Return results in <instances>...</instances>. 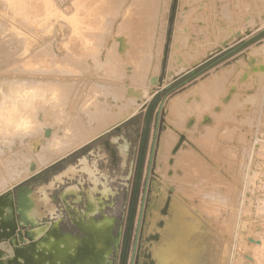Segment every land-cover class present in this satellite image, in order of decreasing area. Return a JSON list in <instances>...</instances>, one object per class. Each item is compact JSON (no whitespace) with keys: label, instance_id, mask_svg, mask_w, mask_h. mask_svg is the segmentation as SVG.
Returning <instances> with one entry per match:
<instances>
[{"label":"rangeland","instance_id":"obj_1","mask_svg":"<svg viewBox=\"0 0 264 264\" xmlns=\"http://www.w3.org/2000/svg\"><path fill=\"white\" fill-rule=\"evenodd\" d=\"M20 1L0 0V46L3 45L2 48L0 47V70L2 69L0 101L2 95L8 92V84H6L8 81L11 84L16 81L13 86L11 85L12 88L18 82H23L27 76L39 78L43 74L35 70V67L31 69L29 62H26L28 58L38 59L34 55L36 52L41 54L42 62H46L53 51L54 54L52 53L51 56L53 60L51 58L47 60L50 65L57 62L52 73L58 76L64 75L69 80L73 76V80L76 81L87 78L89 80L91 76L90 78L98 81L100 85L102 84L100 82L116 81L118 87L116 85L114 88L122 91V84L139 86L143 79L138 78L140 77L138 73L145 77V74L155 68L153 74L157 81L151 85L148 98L137 109L123 110L125 118L116 121L106 131L97 132L96 136L81 146L74 145L68 148L71 143H64V146L49 144L47 146L45 145L47 140L41 135L40 130L32 131L34 135L24 133L27 135L25 139H21L24 138L22 131H17L18 137L15 135L12 138L0 137V153L3 152L0 154V167L6 165L3 166L4 171H7L10 165H17L23 171L28 162L27 158L39 160L36 169L28 172L29 176L25 174L20 177L21 180L18 179L10 185L9 190L13 193L16 204H19L20 198H24L23 206L25 208L34 206L39 212V218L48 225L52 224L60 232L84 238L87 235L78 227L77 218L85 206L86 191L92 189L95 183L94 195L99 197L100 205L94 217L113 216V231L119 232L118 246L108 256L109 264H142L141 258L146 250L151 257L149 264H161L155 253L162 252L163 247H165L164 255H170L173 259L169 260L166 256L169 262L163 260L162 264H264V0H166L165 6L162 0H143L138 2L139 6L152 4L149 8L150 15L147 13H144L143 17L140 15L143 19L145 17L144 21L140 16L130 13L134 6L133 0H122L123 3L121 0H113L114 2L109 0L108 3H106L108 0H33L35 5L31 2L32 7L39 3L40 10L37 7L33 9L31 5V9L29 6L23 9V0ZM14 7L17 14L13 11ZM27 9L28 11L33 9L31 14L24 11ZM35 9L37 13H34ZM19 12H22L21 15ZM37 14L43 15L42 17L51 22L46 23L43 19L41 20L43 23L41 21L40 23L37 21L39 19L35 18L42 19V17ZM9 16H13L12 19ZM75 17H89L94 22H90L91 28H94H92V39L89 38L87 46L76 40L75 31H72V25L68 23ZM35 21L40 24L37 25ZM26 22L31 24L30 27L26 25L25 29L24 25H21ZM129 22L135 25V28ZM14 24L18 28L16 31L13 30L16 28ZM21 27L23 30L20 29ZM36 29L38 34L33 31ZM119 32L124 35H134L136 41L138 40L135 50H133L134 43L128 40L129 47L127 46L122 53L125 60L120 61V77L116 72H108V67L110 69L109 65L114 63L112 58L115 56L112 38ZM29 37L32 38L28 40ZM159 37L162 38V44L158 48V54L155 55L157 65L155 61V66L151 65V67L150 58L154 56V47L159 42ZM90 40L93 42L91 43ZM26 42H30L29 45ZM174 42L179 43L177 48L174 47ZM75 45L84 49V53L88 56L87 66L73 61L72 63L75 64L69 62L71 65H68L67 61L66 66L62 65L65 64L64 59L69 53L75 50ZM73 54L83 56L79 51ZM59 55H63V63ZM99 56L100 59L97 60ZM181 57L186 61L195 60L197 57L200 59L189 62V67H185L169 79L166 77L168 68L178 66ZM136 61L141 64L147 62V66H144L143 70H134L133 63ZM252 63L255 65L253 66ZM58 65L63 68H59ZM3 70L10 72L6 71V74H2ZM93 87L90 89L91 92L101 90L99 86ZM74 94L73 91L69 94V101L65 106L70 118L65 123L71 127H76L75 124L84 119L79 115L82 95L78 93L74 96ZM95 94L98 95V92ZM97 97L101 100L100 97L103 96ZM128 97L134 98L132 94ZM182 104L184 108H181ZM182 109L185 110L184 113ZM62 123H59V126H63ZM38 132L42 137L38 136ZM164 132H167L168 138ZM164 134L167 140L161 152L159 147ZM178 135L180 152L193 149V152L190 150L192 153L196 156L199 154L198 156L203 158L200 160L197 156L200 160L198 165L194 162H188V165L185 162L180 164V153L175 151L178 148L177 144L171 149L170 154L167 148L176 141ZM154 136H156L154 153L148 168ZM6 137L10 142H6ZM3 138L5 141L2 140ZM12 139L15 143L12 141L11 144ZM35 140L37 142L32 143ZM3 141L8 145L11 144L10 149ZM56 146L64 153L60 154V149V152L56 151L58 149ZM165 151H168L166 153L170 155L169 157ZM9 153L11 159H7ZM174 155H176L175 160L172 158ZM49 156L51 157L48 158ZM82 158L86 159L94 175L83 170ZM6 159L12 160L14 164L11 161L7 162ZM23 161H25L24 165ZM176 165L178 167H174ZM199 166L201 167L198 168ZM160 168L163 169L161 174L158 170ZM170 172H173V175ZM183 172L189 173L183 175ZM93 176L97 178L96 182L93 181ZM186 176L188 180L183 179ZM189 179L192 180V182L190 180L191 184L188 182ZM196 179L198 182H195ZM204 180H207V184ZM193 182L195 183L192 184ZM103 184L110 190L106 196L101 193ZM182 185L184 189L187 185L189 190L186 188L184 191ZM74 186L79 192V199H75V193H67L64 198L61 196L66 188ZM203 188L208 190L205 191ZM182 189L184 193L181 192ZM166 198L169 200L168 213L165 215L167 217L162 219L163 223L160 226L157 223L159 219L155 218L152 227L151 222L147 223L148 218L159 212V206L166 201ZM18 216H21L20 210ZM19 229L29 232V222L19 225ZM149 230L153 232L150 233ZM153 233L157 235L152 237ZM21 241H26L23 233ZM170 241H175L176 249L170 247ZM75 263L76 260H73L72 264ZM96 264H106L102 255L99 256Z\"/></svg>","mask_w":264,"mask_h":264},{"label":"bare ground","instance_id":"obj_2","mask_svg":"<svg viewBox=\"0 0 264 264\" xmlns=\"http://www.w3.org/2000/svg\"><path fill=\"white\" fill-rule=\"evenodd\" d=\"M4 1V0H2ZM12 1V0H10ZM113 1V0H112ZM118 1V0H116ZM115 1V2H116ZM122 1V0H121ZM126 1V0H125ZM134 1V6H133V9H131L132 11H130L131 14H134L136 16H140L142 15V17L144 16V13H147L149 14V8H151L152 4L149 5V6H145L146 4L142 6H139L138 2H142L143 0H133ZM22 2V0L20 1ZM33 3V0H23L22 2V6H23V9H26L28 6L30 7V5ZM40 2V1H39ZM87 2V1H86ZM105 2V1H104ZM110 2L109 0L106 2L108 3ZM114 2V1H113ZM163 6H165V3H166V0H162L161 1ZM160 2V3H161ZM18 3V2H17ZM28 3V4H27ZM37 3V1L35 2ZM112 3V2H111ZM109 3V4H111ZM116 3H120V2H116ZM123 3V1H122ZM136 3V4H135ZM34 4V3H33ZM108 4V5H109ZM115 4V3H114ZM121 4V3H120ZM35 5V4H34ZM40 4H36V6L31 7L34 9V8H38ZM90 5V3H89ZM106 5V4H104ZM141 5V4H140ZM13 6V5H12ZM162 6V7H163ZM3 7V6H2ZM6 7V6H5ZM28 7V8H29ZM30 7V9H31ZM41 7V6H40ZM107 7V6H106ZM10 8V7H9ZM115 8V7H114ZM14 9H16V7L13 8V11ZM20 9V7H19ZM29 9V10H30ZM32 9V10H33ZM40 10V8H38ZM93 9V8H92ZM164 9V8H163ZM31 10V11H32ZM37 9L34 10V13L36 12ZM42 10V9H41ZM88 10V9H87ZM12 11V12H13ZM26 13L27 12H30L31 14V11H27L24 10ZM90 11V10H89ZM128 11V10H127ZM153 12V10H151ZM6 12V11H5ZM150 12V13H152ZM15 14H17V12L14 11ZM13 13V14H14ZM20 13V12H19ZM22 13V12H21ZM20 13V15H21ZM37 13V12H36ZM40 13V11H39ZM1 14V12H0ZM3 14V13H2ZM29 14V13H28ZM33 14V12H32ZM129 14V12H128ZM264 14V13H263ZM20 15H16V16H20ZM26 15V14H25ZM38 16H40L39 14H37ZM89 15V14H87ZM86 15V16H87ZM94 15V14H93ZM150 15V14H149ZM260 15V13H259ZM43 15H41L40 17H42ZM147 16V15H146ZM3 17V16H2ZM13 16H9L10 19H12ZM24 17V14L23 16ZM21 17V19H22ZM29 17V16H28ZM34 17V16H33ZM131 17V16H130ZM130 17L128 19H130ZM133 17V15H132ZM141 17V16H140ZM141 17V18H142ZM148 17V16H147ZM150 17V16H149ZM259 17V16H258ZM261 17V16H260ZM16 18V17H15ZM15 18H13L14 21ZM35 18V17H34ZM99 18V17H98ZM135 18V16H134ZM28 19V18H27ZM37 21H41V20H45L46 23L48 20H46L44 17H42V19H40L39 17L35 18ZM143 19V18H142ZM7 20V19H6ZM24 20V18H23ZM23 20H20V21H23ZM33 20V19H32ZM132 20V19H131ZM145 20V17L143 19V21ZM254 20V18H253ZM258 20V18H257ZM25 21V20H24ZM35 21V23H39ZM108 21V19H107ZM142 21V20H141ZM148 19L145 21L147 23ZM9 22V21H8ZM18 22V21H16ZM15 22V23H16ZM33 22V21H31ZM31 22H26L24 24L20 25L25 27L26 25H30ZM42 22V21H41ZM40 22V23H41ZM48 22H51V21H48ZM90 22H93L89 17H75V18H71L69 20V24L71 23L72 25V31H75V38L77 41H79L81 44L87 46V44L89 43V38H91L93 36L92 34V27L91 28V25ZM99 22V21H98ZM131 22V21H130ZM129 22V23H130ZM134 21H132L133 23ZM136 22V21H135ZM6 23V22H5ZM11 23V22H9ZM39 23V24H40ZM43 23V22H42ZM94 23V22H93ZM130 23L132 26L133 24ZM138 23V22H137ZM139 23H142V22H139ZM150 23V22H149ZM148 23V24H149ZM212 23V22H211ZM262 23H263V20H262ZM260 23V24H262ZM51 24V23H50ZM97 24V23H96ZM147 24V25H148ZM151 24V23H150ZM210 24V23H209ZM252 24V22L250 23ZM8 25V24H7ZM6 25V26H7ZM15 25V24H14ZM35 25V24H34ZM38 25V24H37ZM143 25H145V23H143ZM44 26V24H43ZM94 26V25H93ZM135 26V25H134ZM133 26V27H134ZM138 26V25H137ZM136 26V27H137ZM142 26V24H141ZM203 26V24H202ZM211 26V25H209ZM246 26V25H245ZM244 26V27H245ZM13 27V25H12ZM12 27L9 29H12ZM15 30L18 29L17 26L15 25ZM30 27V26H29ZM28 27V28H29ZM40 27V26H39ZM48 27V26H47ZM145 27V26H144ZM204 27H207V26H204ZM212 27V26H211ZM243 27V25H242ZM27 27H25L26 29ZM33 28V27H32ZM135 28V27H134ZM139 28L140 27V24H139ZM137 28L138 30L141 31V29ZM239 28V27H238ZM6 29V28H5ZM4 29V30H5ZM21 30L22 27L20 28ZM31 29V28H29ZM28 29V30H29ZM46 29V28H45ZM241 29V28H240ZM44 30V29H43ZM101 30V29H100ZM99 30V32H100ZM137 30V32H138ZM232 30V29H231ZM238 30V29H237ZM11 31V30H10ZM14 31V32H15ZM35 33L38 31L37 29L36 30H33ZM42 31V30H41ZM139 31V32H140ZM240 31V30H239ZM250 31V30H249ZM5 32V31H4ZM3 32V33H4ZM12 32V31H11ZM13 32V33H14ZM25 32V31H24ZM96 32H97V29H96ZM177 32V31H176ZM230 32V31H229ZM228 32V37L230 36V33ZM235 32V31H234ZM245 32V31H244ZM2 33V32H1ZM22 35H23V31L21 32ZM193 33V32H192ZM241 33V32H240ZM243 33V32H242ZM11 34V33H10ZM18 34V33H17ZM29 34V33H28ZM31 34V33H30ZM38 34V33H36ZM245 34V33H244ZM13 35V34H12ZM15 35V34H14ZM20 35V34H19ZM26 34H24L25 36ZM34 35V33H32V36ZM227 35V34H226ZM23 36V37H24ZM29 36V35H28ZM36 36V35H35ZM39 36V35H38ZM36 36V37H38ZM77 36V37H76ZM103 36V35H102ZM10 37V36H9ZM26 37V36H25ZM97 37V35H96ZM227 37V36H225ZM231 37V36H230ZM229 37V38H230ZM27 38V37H26ZM32 37H29V39H31ZM34 38V37H33ZM222 38V37H221ZM224 38V37H223ZM92 39V38H91ZM4 40H5V37H4ZM128 40L132 41L133 44V50H135V46H136V38L134 35H130V34H121L119 32V34L115 35L113 38H112V44H113V51L115 52V56L112 58V60H114V63L109 65L111 66L110 69L108 67V72H113L120 77V72H121V60L123 62V59L124 57H122V53L126 50V47L129 45L128 44ZM162 38L159 37L158 38V43L155 44V49H154V56L153 57H148L151 59V62H150V66L151 65H154L155 64V61H156V64L157 65V58L155 59V55L158 54L159 50V46L162 44ZM222 40V39H221ZM229 40V39H228ZM6 41V40H5ZM20 41V40H18ZM91 43L93 42V40H90ZM181 41V40H180ZM191 41V40H189ZM2 42V41H1ZM14 42V41H13ZM21 42V41H20ZM24 42V41H23ZM95 42V40H94ZM214 42V41H213ZM222 42V41H221ZM227 42V41H226ZM29 43L30 42H26ZM45 43V41H44ZM3 44V42H2ZM12 44V42H11ZM179 44V43H178ZM177 42H174V47L177 48L178 46ZM228 44V42H227ZM14 45V43H13ZM21 45V44H20ZM41 45H42V42H41ZM218 45V44H217ZM216 45V46H217ZM221 45V44H220ZM226 45V44H225ZM263 45V44H262ZM3 46V45H1ZM0 46V47H1ZM75 50L74 51H71L72 48L69 53V55H64L66 58L64 59L65 60V64H62L64 61L62 60V56L63 55H59L61 57V60L62 65L66 66L67 65V61H68V65H71L72 61L77 63V64H80L82 63L84 66H87L88 64L86 63V60H87V57L86 54L84 53V49H80L77 45H75ZM180 46V45H179ZM222 46V45H221ZM15 47V46H14ZM19 47V46H18ZM129 47V46H128ZM213 47V46H212ZM2 48V47H1ZM216 48V47H215ZM18 49V48H17ZM128 49V48H127ZM2 50V49H1ZM15 50V48H14ZM21 50V49H20ZM39 50V49H38ZM12 51V50H11ZM75 51H79L82 53L83 56H79L77 54H73ZM208 51V50H207ZM211 51V50H209ZM208 51V52H209ZM4 52V51H3ZM13 52V51H12ZM206 52V51H205ZM19 54V51L17 52ZM53 53V51H52ZM50 53V57L46 59V62H42V58H41V54H39V52H36L34 55L37 56L38 59L35 60V58H28L26 62H29L28 65L31 66V69L35 67V70H38V72H42L43 74L40 75V77H33V76H27L25 77L26 79L23 80V82H18L16 84L15 87H12L11 88V85L13 83H15L16 81H14L13 79V83L11 84L10 81H8L10 83V86H9V83L7 82H4L7 85V88H8V92L4 93L2 96V99H1V103H0V137H4L7 136V137H10L12 138L13 135L16 136V133L17 131H22L23 132V136L24 138H21V139H25L27 137V135L25 136L24 133H31L33 134L32 131H35L36 130H40L41 131V135L43 137L46 138L47 142L45 145L49 144L50 146L52 145H63L64 146V143L66 144H69L71 143V145L69 146L68 145V148L69 147H73L74 145H83L85 144L87 141H90V139L94 136H96L95 134H97V132H101L102 130H107L109 129V127L114 124L116 121L118 120H122L123 118H125V115L124 113L122 112L123 110H127V111H132L134 109H137L138 106H140L147 98H148V95H149V92L151 91V85L155 84L156 81H157V78L155 77V75L153 74L154 71H155V68L151 69L150 72H148V74L146 75L145 74V77H143V75L139 74L138 72V78H142L143 81L141 82L140 85H142V87H139L138 85H135L133 86L132 84H122L123 85V88H122V91L120 90H116V85L118 84L116 81H110L108 83L106 82H100L102 83L101 85L99 84L98 81H96L95 79H92L89 77V80L85 79L83 81L79 80V81H76V80H73V78L71 80L68 79V77H65L64 75L63 76H58V75H55L52 73V71L54 70V68H56V64L57 62H55L56 64H52L50 65L48 63V59L51 58V56H53V54ZM253 53V52H252ZM1 54V53H0ZM5 54V53H4ZM12 54V53H11ZM59 54V53H58ZM118 54V56H117ZM178 54V53H176ZM16 55V54H15ZM14 55V56H15ZM112 55V54H111ZM121 55V56H119ZM126 55V53H125ZM262 55V54H261ZM179 56V55H178ZM16 57V56H15ZM32 57V56H30ZM54 57H56L54 55ZM102 57V56H101ZM121 57V58H120ZM3 58V56H2ZM12 58V57H11ZM57 58V57H56ZM55 58V59H56ZM52 59V58H51ZM54 59V60H55ZM60 59V58H59ZM100 59V56L98 57L97 60ZM175 59V58H174ZM177 59V58H176ZM175 59V60H176ZM198 59H200V57H197L195 60H191V61H186L184 59H182L181 57V62L179 61V65L178 66H175V67H170L168 68L167 72H166V77H169L170 79V76L172 75H175V73H178V72H181V70L185 69V67L188 66L189 62H195L197 61ZM256 59V58H255ZM10 60V59H9ZM8 60V61H9ZM45 60V59H44ZM53 60V59H52ZM58 60V59H56ZM125 60V59H124ZM242 60V59H241ZM41 63H40V62ZM51 61V60H50ZM59 61V60H58ZM59 61V62H60ZM254 61H257V60H254ZM253 61V62H254ZM53 62V61H51ZM58 62V63H59ZM69 62H71L69 64ZM13 63V62H12ZM18 63V62H17ZM48 63V64H46ZM75 63H72V64H75ZM172 62H170L171 64ZM174 63V62H173ZM264 63V62H263ZM2 64V63H1ZM27 64V63H25ZM176 64V63H175ZM248 64V63H247ZM10 65V63H9ZM133 67H134V70H138V69H142L144 66H147V62L146 63H142L141 62H134L133 63ZM154 65V66H155ZM177 65V64H176ZM251 65V64H250ZM249 65V66H250ZM253 65V63H252ZM255 65V64H254ZM253 65V66H254ZM15 66V65H14ZM61 66V65H60ZM58 65L59 68H63V67H60ZM80 66V65H79ZM232 66V65H231ZM238 66V65H237ZM263 66V65H262ZM261 66V67H262ZM12 67V66H11ZM53 67V68H51ZM57 67V68H58ZM152 67V66H151ZM189 67V66H188ZM230 67V66H228ZM227 67V68H228ZM257 67V66H255ZM37 68V69H36ZM150 68V67H149ZM254 68V67H253ZM258 68V67H257ZM17 69V68H16ZM30 69V70H31ZM230 69V68H229ZM259 69V68H258ZM2 70V69H1ZM1 70H0V73H1ZM10 70V68H9ZM9 70H4L2 71V74L5 73L6 74V71L7 72H10ZM14 70V69H13ZM26 70V69H25ZM61 70V69H60ZM143 70V69H142ZM253 70V69H252ZM17 71V70H16ZM15 71V72H16ZM27 71V70H26ZM65 71V70H64ZM129 71V70H128ZM145 71V70H144ZM28 72V71H27ZM37 72V71H36ZM37 72V73H38ZM220 72V70H219ZM255 72V71H254ZM257 72V71H256ZM22 73V72H20ZM30 73V72H28ZM35 73V72H34ZM127 73V72H126ZM145 73V72H144ZM221 73V72H220ZM1 74V75H2ZM13 74H14V71H13ZM17 74V73H15ZM24 74V73H23ZM22 74V76H23ZM31 74V73H30ZM89 74V73H88ZM87 74V75H88ZM25 75V74H24ZM28 75V74H27ZM34 75V74H33ZM3 77V76H2ZM10 77V76H9ZM83 77V76H82ZM12 78V77H11ZM17 78V77H16ZM20 78V77H19ZM22 78V77H21ZM78 79V78H77ZM84 79V78H82ZM168 79V78H167ZM7 80V79H6ZM20 80V79H18ZM22 80V79H21ZM127 82H128V79H126ZM5 81V80H2V82ZM81 81V82H80ZM116 82V84L114 83ZM124 83V82H123ZM13 86V85H12ZM94 86V87H97L99 86L101 90H94V92H91L90 89L91 87ZM93 87V88H94ZM118 87V85H117ZM77 88V89H76ZM98 88V87H97ZM1 89V88H0ZM96 89V88H95ZM74 92V96H76L78 93H80V95H82V99L80 100L81 103L79 104V108H80V111H81V115L84 117L83 121H81L80 123H74L75 125H77L76 127H71L69 125H66L65 121L68 122V115H67V112L65 111V106L67 105L68 101H69V94L71 92ZM99 91L100 94H99ZM98 92V95H96L95 93ZM2 93V92H1ZM134 97L133 99L129 98L128 95H131ZM96 96V97H95ZM97 96H103V97H100V99L102 100H99ZM71 97V96H70ZM79 97V95H78ZM81 97V96H80ZM184 100V98H182ZM103 102V103H102ZM179 102H177V105H178ZM181 104V103H180ZM176 106V104H175ZM180 106V105H179ZM178 107V106H177ZM177 107H176V111H177ZM183 107V104L181 105V108ZM179 108V107H178ZM180 108V109H181ZM184 108V107H183ZM79 110V109H78ZM126 111V112H127ZM179 111V110H178ZM185 111L182 109V112ZM181 112V114H183ZM77 114V113H76ZM128 116V115H127ZM78 117V116H77ZM78 117V118H80ZM73 118V117H72ZM70 119V118H69ZM82 119V117H81ZM73 120H78V119H73ZM85 120V122H84ZM80 121V120H79ZM63 122V123H62ZM76 122V121H74ZM59 123H62L63 126H59ZM183 123V122H182ZM57 127V128H56ZM60 127V128H59ZM59 128V129H58ZM167 129V128H166ZM176 129V128H175ZM58 130L60 132H58ZM21 132V133H22ZM39 133V132H38ZM165 133V132H164ZM167 133V132H166ZM165 133V134H166ZM193 133V132H192ZM30 134V136H31ZM37 134V133H35ZM165 134L163 135L162 139H161V142H160V147H159V150L162 152L163 148H164V144L166 146V141L167 138H168V134H166L167 138L165 137ZM34 135V134H33ZM40 135V133L38 134V136ZM40 135V136H41ZM177 135V134H176ZM14 136V138H15ZM41 136V137H42ZM170 136V135H169ZM6 137V138H7ZM18 137V135L16 136ZM22 137V136H21ZM34 137V136H33ZM4 138L2 140H4ZM13 138V139H14ZM29 138V136H28ZM31 138V137H30ZM38 138V137H37ZM36 138V139H37ZM166 138V139H165ZM170 138V137H169ZM187 138V137H186ZM13 139L11 140V144H12V141ZM19 139V140H21ZM71 141H69V140ZM172 141H173V137L171 138ZM189 139V138H188ZM7 140L6 142H10V139L8 141V138L5 139ZM4 140V141H5ZM29 140V139H27ZM176 141H174L171 145V142H170V147L167 148L169 149L168 151L170 152V154L172 153L171 149L177 144L178 145V148L175 150L177 153H180V157L178 156V159L181 161L180 164H183L184 162L186 163V165H188V162H194L196 163V165H198L197 163H200L199 161L202 160L197 154L195 153H192L193 152V149H187L188 152H186V150L183 152H180V149L181 148V145H180V139H179V135L177 136V138H175ZM194 140V139H193ZM3 141V143L5 145L8 146V148L10 149V145L6 144L5 142ZM69 141V142H68ZM197 141V140H196ZM14 142V141H13ZM21 142V141H20ZM19 142V143H20ZM37 140H35V142H32V143H36ZM195 142V141H194ZM200 142V141H199ZM2 143V145L4 146V144ZM15 143V142H14ZM168 143V142H167ZM203 143V142H202ZM31 144V143H30ZM29 144V145H30ZM199 144V143H197ZM196 144V145H197ZM204 144V143H203ZM41 145V144H40ZM169 145V144H168ZM201 145V143H200ZM2 146V147H3ZM6 146V147H7ZM13 146V145H12ZM42 146V145H41ZM48 146V145H47ZM56 146V147H58ZM67 146V145H66ZM203 146V145H202ZM46 147V146H45ZM62 147V146H61ZM183 147V146H182ZM207 148V146H205ZM1 148V147H0ZM4 148V147H3ZM33 148V147H32ZM31 148V149H32ZM53 148V147H52ZM66 148V147H65ZM64 148V150H65ZM201 148V147H200ZM7 149V148H6ZM19 149V148H18ZM40 149V148H38ZM42 149H43V146H42ZM48 149H50L48 147ZM55 149V147H54ZM53 149V150H54ZM59 147L58 149H56V151L58 150L59 151ZM1 150V149H0ZM23 150V149H22ZM52 150V149H50ZM49 150V151H50ZM192 152H191V151ZM203 150V149H202ZM32 151V150H31ZM38 151V150H37ZM35 151V152H37ZM43 151V150H42ZM40 151V152H42ZM61 151V149H60ZM59 151V152H60ZM168 151H165V153ZM174 151V152H175ZM9 152V151H8ZM24 152V151H23ZM34 152V151H33ZM53 152V151H52ZM3 153V152H1ZM0 153V154H1ZM27 153V152H26ZM64 153V151H61L60 154ZM166 153V154H167ZM12 154V153H11ZM18 154V153H17ZM34 154V153H33ZM8 155V154H7ZM7 155L5 157H7ZM44 155V154H43ZM56 155H57V152H56ZM59 155V154H58ZM164 155V154H163ZM168 155V154H167ZM178 155V154H177ZM10 153L8 155V158L9 159L10 157ZM19 156V155H18ZM35 156V154H34ZM170 155H168L169 157ZM175 156L172 157L174 158L175 160ZM4 157V158H5ZM15 157V156H14ZM22 157V155H21ZM39 157V156H38ZM37 157V158H38ZM51 156H49L48 158H50ZM1 158V157H0ZM3 158V159H4ZM35 158V157H34ZM160 158V157H159ZM163 158V157H162ZM3 159H1L3 161ZM6 161H11L12 160H7ZM11 159V158H10ZM20 159V158H19ZM22 159V158H21ZM26 159V158H25ZM24 159V160H25ZM55 159V158H54ZM164 159V158H163ZM162 159V160H163ZM170 159V158H169ZM177 159V160H178ZM18 161V159H16ZM23 160V159H22ZM20 160V161H22ZM28 162L26 163V166H24V170L22 171L21 170V167L19 168V166H14V165H10L7 167V171H4L3 170V166H6V165H2V167H0V264H72V261L73 260H76V263L75 264H79L78 263V260L77 259H81L84 257V254L81 255V257L76 254H73L72 253V248L71 246L68 244V241L69 240H72V237L70 235H61L62 238H66L67 239V243L66 241H60L59 243V240L57 241H54L53 242V239H55L54 237H56V235H53L55 233H52L50 234V232H48V230L45 228V226L43 227V231L41 232H38V229H35L33 228L34 227V224L32 222L33 218L32 217H35L38 215L39 217V212L38 210H36V208L34 206H31V207H28V208H25L23 206V200L24 198H20L19 200V204L17 205L15 200H14V197H13V193L11 192L10 189V185L14 182H17L18 179H20V177H22L23 175H27L29 171H32V170H35L37 165H39L38 163V159L36 160H32L29 158L26 159ZM25 160V161H26ZM47 160V159H46ZM45 160V161H46ZM19 161V162H20ZM23 161V165H24V162ZM43 161V162H45ZM173 161V160H172ZM169 162V161H168ZM168 162L167 165H168ZM174 162V161H173ZM203 162V161H201ZM14 164V162H12ZM21 163V162H20ZM177 163V162H176ZM184 163V164H185ZM193 163V164H194ZM205 163V162H203ZM9 164V163H8ZM11 164V163H10ZM41 164V163H40ZM175 163H173L174 165ZM179 164V162H178ZM193 164H191V167L193 166ZM18 165H21V164H18ZM166 165V164H164ZM163 165V167H165ZM166 165V167H167ZM172 165V166H173ZM201 166H203L202 164H200ZM206 165V164H205ZM85 166V165H84ZM180 166V165H179ZM201 166H199L198 168H200ZM161 167V166H160ZM170 167V165H169ZM168 167V168H169ZM174 167H178V165L174 166ZM172 167V168H174ZM182 167V165H181ZM187 167V166H186ZM190 167V166H189ZM189 167L187 169H189ZM190 167V168H191ZM197 167V166H195ZM207 167V166H206ZM205 167V168H206ZM85 168V167H84ZM180 168V167H179ZM198 168H197V171H198ZM161 169V168H160ZM158 169L159 170V174L162 173V170L163 169ZM167 169V168H166ZM165 169V171H166ZM182 169V168H181ZM183 169L186 170V168H184L183 166ZM192 169V168H191ZM203 169V168H202ZM171 170V168H170ZM205 170H208V169H205ZM203 170V171H205ZM189 172H191L190 170H187ZM189 172H186L184 173L183 175H186L188 174ZM206 172V171H205ZM208 172V171H207ZM157 173V172H156ZM171 173V172H170ZM173 173V172H172ZM171 173V174H172ZM202 173V172H201ZM200 173V174H201ZM32 174V173H31ZM164 174V173H163ZM166 174V173H165ZM164 174V175H165ZM193 174V173H192ZM157 175V174H156ZM173 175V174H172ZM175 175V174H174ZM190 175V174H189ZM29 176V175H27ZM177 176V175H175ZM163 177V176H162ZM173 177V176H172ZM184 177V176H183ZM182 177V178H183ZM188 176H186V178H183V179H187ZM180 178V180L182 179ZM193 178V176H192ZM197 178V177H196ZM199 178V177H198ZM201 178V177H200ZM178 179V177L176 178ZM195 179V178H194ZM21 180V179H20ZM185 180V181H186ZM191 179H189V184H191L190 182ZM198 179L195 180V182H198L197 181ZM200 180V179H199ZM201 181V180H200ZM206 181V184H207V180H204ZM184 182V181H183ZM195 182H193L192 184H194ZM169 183V182H168ZM187 183V181H186ZM185 183V184H186ZM202 183V182H201ZM167 184V183H166ZM183 184V185H185ZM203 184V183H202ZM13 185V184H12ZM181 186L182 188L184 186ZM197 185V184H196ZM195 185V186H196ZM194 186V185H193ZM199 187V185H198ZM203 187V186H202ZM179 188V187H178ZM188 189L187 185L185 186V189ZM69 189V188H68ZM181 189V188H180ZM184 189V188H183ZM183 189L181 190V192L183 191ZM184 189V191H185ZM200 189V187H199ZM204 189V188H203ZM213 189V188H212ZM176 190V189H175ZM179 190V189H178ZM189 190V189H188ZM198 190V189H197ZM205 190V189H204ZM208 189H206L205 191H207ZM92 191V190H91ZM184 191L182 193H184ZM200 191V190H199ZM203 191V190H202ZM187 192V191H186ZM70 193V192H69ZM87 193V192H86ZM179 193V192H178ZM196 193V192H195ZM204 194V193H203ZM187 195V194H186ZM15 196V195H14ZM79 197V196H78ZM196 197V196H195ZM211 197V196H210ZM209 197V198H210ZM201 198V196H200ZM182 199V198H181ZM198 199V198H197ZM88 200V199H87ZM174 200V199H173ZM199 200V199H198ZM168 198H166V201H164L159 207V212L158 213H154V216L152 218H148V222H151L152 223V227H154V220H156L155 218L159 219V221L157 223H159V226L162 222V219L163 218H166L167 216V213H168ZM185 201V200H184ZM208 201V200H207ZM39 202V201H37ZM36 202V203H37ZM42 202V201H41ZM202 202V201H201ZM206 202V201H205ZM38 204V203H37ZM203 204V203H202ZM28 206V204H27ZM189 207V206H188ZM176 209V208H175ZM189 209V208H188ZM21 212V216L18 218L17 217V213ZM89 211V210H88ZM190 211V210H189ZM174 212V211H173ZM87 215V214H86ZM159 216V217H158ZM179 217V216H178ZM176 218V217H175ZM173 219V218H172ZM179 220V219H178ZM27 222H29V224H31V227L33 229L29 230V232H27V230L25 231H22L21 229H19V225H23V224H26ZM180 222V221H179ZM84 224V223H83ZM106 224V223H105ZM185 224V223H184ZM103 225V224H102ZM175 225V224H173ZM151 227V228H152ZM112 228V227H111ZM86 230V229H85ZM171 230V229H170ZM172 231V230H171ZM24 234V238L26 239L25 242H22L21 241V236H22V233ZM150 232V230L148 231ZM153 231H151L150 233H152ZM180 233V232H179ZM155 235H157V233H153L151 234L152 237H155ZM97 236V235H96ZM186 236V235H185ZM105 237V236H104ZM112 237V236H111ZM175 237V236H174ZM177 237V236H176ZM61 238V239H62ZM58 239V238H57ZM182 239V238H181ZM149 240V239H148ZM180 240V239H179ZM178 240V241H179ZM92 241V240H91ZM169 241V240H168ZM167 241V242H168ZM177 241V242H178ZM186 241V240H184ZM85 242V241H84ZM183 242V241H181ZM93 243V242H92ZM147 243V242H146ZM150 243V242H149ZM170 244V247H173L176 249V243L175 241L173 242H169ZM185 243V242H184ZM88 244V243H87ZM151 244V243H150ZM149 244V245H150ZM153 244V243H152ZM162 244V243H161ZM82 245V244H81ZM99 245V244H98ZM92 246V245H91ZM167 246V245H165ZM105 247V246H104ZM186 247V245H185ZM106 248V247H105ZM151 248V247H149ZM153 248V247H152ZM196 248V247H195ZM165 247L161 248V251L163 252H156L155 255H157L156 257L158 258L159 260V263H163L165 261H167L166 259H168L166 256L168 255H164V250ZM168 249V248H167ZM166 249V251H167ZM173 249V250H175ZM198 249V248H197ZM81 250V249H80ZM98 250V249H97ZM169 250H172V248ZM148 250H146L144 252V256H142L141 258V263L142 264H149V261H151V257L149 255V252H147ZM165 251V252H166ZM155 252V251H153ZM171 252V251H170ZM167 253V252H166ZM165 253V254H166ZM168 254L169 251H168ZM175 254V253H174ZM91 255V254H90ZM143 255V254H142ZM106 256V255H105ZM152 256V255H151ZM166 257V258H165ZM169 257V260L170 258L173 259V257H170V255L168 256ZM93 259V258H92ZM153 259V258H152ZM169 262V261H167ZM173 262V261H172ZM95 263V262H94Z\"/></svg>","mask_w":264,"mask_h":264},{"label":"flooded vegetation","instance_id":"obj_3","mask_svg":"<svg viewBox=\"0 0 264 264\" xmlns=\"http://www.w3.org/2000/svg\"><path fill=\"white\" fill-rule=\"evenodd\" d=\"M81 162L83 163V166H82L83 170L88 172L90 175H94L93 169L89 167V165L86 162V159L82 158ZM93 181L95 182L97 181V178L95 176H93ZM94 189H96L95 183L92 189H89L86 191L87 193H86L85 206L82 208V211L80 212V215L77 218L78 227L82 229V231L84 232V234L87 235V237L79 238L77 236L74 237L66 232L65 233L60 232L52 224L48 225L46 221H43L42 219H40L38 215L35 217H32L33 218L32 222L34 224L33 228L35 229L39 228L38 232L43 231L42 229L45 226V228L48 230V232H50V234L55 233L53 235H56V237H54L55 239H53V242L59 240V243L60 241H63V242L66 241L67 243V239L62 238L61 235L63 236L70 235L72 237V240H69L68 244L72 248L71 250L72 253L76 255L78 253L80 257L81 255L84 254L83 258L77 259L79 264H96L97 260H99L100 255H102L104 259V263L109 264L108 256L112 252V250L116 249L118 246L117 242L119 239V232L115 233L113 231L114 217L113 216L108 217L107 215H104L102 218L94 217V214L98 211L99 205H100V202H98L99 197H96L94 195V191H95ZM109 191L110 190H108L107 187L103 184V188L101 189L102 195L106 196ZM69 192L75 193V199L80 198L79 192L76 190L75 186L69 189L66 188L61 196L64 198L66 194ZM33 228L31 227V224H30V230Z\"/></svg>","mask_w":264,"mask_h":264},{"label":"water","instance_id":"obj_4","mask_svg":"<svg viewBox=\"0 0 264 264\" xmlns=\"http://www.w3.org/2000/svg\"><path fill=\"white\" fill-rule=\"evenodd\" d=\"M155 138H156V136H154V138H153V142H152V144H151V148H150V157H149V163H148V168L150 167V163H151V160H152V155H153V149H154V143H155Z\"/></svg>","mask_w":264,"mask_h":264}]
</instances>
